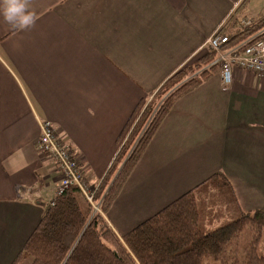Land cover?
<instances>
[{
  "label": "crops",
  "instance_id": "1",
  "mask_svg": "<svg viewBox=\"0 0 264 264\" xmlns=\"http://www.w3.org/2000/svg\"><path fill=\"white\" fill-rule=\"evenodd\" d=\"M28 10L37 19L26 29L0 14V264L59 183L38 148L41 121L97 187L139 104L210 50L202 45L223 23L264 17V0H30ZM188 191L204 231L264 212V76L238 69L223 84L217 72L177 100L106 218L122 235Z\"/></svg>",
  "mask_w": 264,
  "mask_h": 264
},
{
  "label": "trees",
  "instance_id": "2",
  "mask_svg": "<svg viewBox=\"0 0 264 264\" xmlns=\"http://www.w3.org/2000/svg\"><path fill=\"white\" fill-rule=\"evenodd\" d=\"M237 22V27L226 28L223 23L217 30L228 36L227 47L264 38V17L250 24ZM214 58V51L208 50L162 82L128 132L127 142L119 147L92 201L76 186L56 196L11 264L27 260L30 264H202L205 256L221 264H264L258 253L264 212L243 211L236 219L204 231L192 191L122 235L107 225L105 214L174 103L220 71L217 64L210 65ZM221 176L215 173L211 180ZM96 204L99 209L94 212Z\"/></svg>",
  "mask_w": 264,
  "mask_h": 264
},
{
  "label": "built area",
  "instance_id": "3",
  "mask_svg": "<svg viewBox=\"0 0 264 264\" xmlns=\"http://www.w3.org/2000/svg\"><path fill=\"white\" fill-rule=\"evenodd\" d=\"M217 30L207 37L202 46L214 51L215 58L210 65L217 64L220 66L219 73L223 84L231 83L235 71L238 69L264 76V38L245 46L242 43L227 47L228 36L219 34ZM149 100L148 97L140 104L136 121L143 113ZM126 131L129 132V125ZM123 138L125 139V135ZM38 148L55 160L60 172L59 183L49 205H53L54 198L63 194L71 186L78 187L81 193L89 201H92L96 187H90L84 182L77 158L73 156L69 146L57 138L53 126L48 120H43L40 123ZM96 208L99 209L98 204Z\"/></svg>",
  "mask_w": 264,
  "mask_h": 264
},
{
  "label": "clouds",
  "instance_id": "4",
  "mask_svg": "<svg viewBox=\"0 0 264 264\" xmlns=\"http://www.w3.org/2000/svg\"><path fill=\"white\" fill-rule=\"evenodd\" d=\"M30 0H0V14L14 28L26 29L33 26L37 17L29 11Z\"/></svg>",
  "mask_w": 264,
  "mask_h": 264
},
{
  "label": "rangeland",
  "instance_id": "5",
  "mask_svg": "<svg viewBox=\"0 0 264 264\" xmlns=\"http://www.w3.org/2000/svg\"><path fill=\"white\" fill-rule=\"evenodd\" d=\"M244 6H249V5H248V2H245L244 5H243V7H244ZM250 16L253 17V15H250ZM252 17H249V18L251 19ZM191 61H192V59L189 60L187 63L183 64V66H182L179 70H182L183 68H185V67H187L188 65H190L191 63H193V62H191ZM149 98L151 99L152 97H149ZM155 110H156V109H155ZM138 111H139V109H137V111L135 112V114L133 115V117H132V119H131V121H130V123H129V131H130V129L132 128V126L134 125V123L136 122V119H137V117H138ZM124 135H125V139L123 138ZM128 136H129V133H127V131H126V129H125V131L123 132V135L121 136V138H120V140H119V142H118V148H119L120 146L124 145V144L127 142ZM122 138H123V140H122ZM108 169H109V168H108ZM96 206H97V204L94 206V209L96 208ZM107 213H108V212H107ZM107 213L105 214L106 216H107ZM106 220H107V218H106ZM107 223H108V220H107ZM107 225H108V227H109L110 229L114 230L113 227H112V225H110L109 223H108ZM212 229H214V228H212ZM210 230H211V229H210ZM114 231H115V230H114ZM115 232H116V231H115ZM258 253L264 256V232H263V236H262L261 242H260L259 247H258ZM20 264H30V260H27V261H25V262H21ZM202 264H221V263H220L219 260L213 258L212 256H205V257L203 258V260H202Z\"/></svg>",
  "mask_w": 264,
  "mask_h": 264
},
{
  "label": "water",
  "instance_id": "6",
  "mask_svg": "<svg viewBox=\"0 0 264 264\" xmlns=\"http://www.w3.org/2000/svg\"><path fill=\"white\" fill-rule=\"evenodd\" d=\"M113 180H114V179H113ZM97 210H98V209H97V208H95V209H94V212H95V211H97Z\"/></svg>",
  "mask_w": 264,
  "mask_h": 264
}]
</instances>
